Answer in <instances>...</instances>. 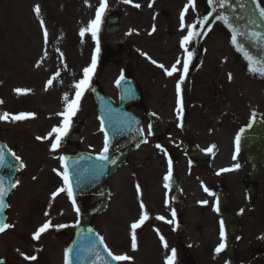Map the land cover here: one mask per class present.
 I'll return each instance as SVG.
<instances>
[{"label":"rangeland","instance_id":"1","mask_svg":"<svg viewBox=\"0 0 264 264\" xmlns=\"http://www.w3.org/2000/svg\"><path fill=\"white\" fill-rule=\"evenodd\" d=\"M136 1L144 3V0H131V3H125L124 0H107L108 7L98 32L100 51L97 60L106 51L119 47L122 51V64L118 67H96L89 85L92 82L99 83L103 92L114 101L117 99L114 82L119 74L130 71L133 52L137 50L141 54L142 49L159 47L155 45L157 41L150 39L144 31L139 34L135 32L137 18L133 7ZM152 1L157 7L165 8L170 15L173 8H180V17L188 5L185 17L194 16V7L189 4V0ZM35 5L41 8L39 17L34 12ZM98 6L99 0H0V100L3 101L0 104V114L8 112L15 115L21 110H33L38 114L37 119L24 122L0 120L1 138L15 150L20 157V163L25 165L18 173L19 183L8 196L6 223L10 227L0 232V258L14 264H64L65 247L78 222L67 191L52 196L58 188L66 189L60 175L64 171L60 158L71 149L64 145V136L56 150L51 149L55 134L47 138L48 146L47 141L44 143L32 137L31 130L38 132L43 115L30 105L39 103L42 108L47 107V112H55L52 113V118H47V127H52L53 124L54 127L61 125L58 119L63 117L59 113L65 108L64 95H69V90L83 78V69L91 64L97 46L90 32L84 37L79 33L82 27H86L89 21L95 18ZM112 12L120 15V31L104 40L103 25L108 14ZM41 19L44 20L43 28ZM158 22L165 27L167 20L160 18ZM44 28L48 31L47 41L43 35ZM215 33L212 31L206 41L216 36ZM165 43V48L179 45V29L169 32L168 42ZM218 53H221V50L217 49L209 54L214 57ZM50 79L57 91L51 102L46 99L47 90H50L47 82ZM17 88L29 91L17 94ZM24 97L30 99L26 104ZM86 104L88 116L81 147L99 154L104 147V139L91 96L87 97ZM82 116L80 109L76 119H81ZM54 118H57L55 123ZM183 171L185 173L186 169ZM120 175L119 171H115L108 178L110 197L107 209L92 220L93 228L104 238V244L113 255L126 254L132 257L131 260L118 261L117 264H166V257L171 255L173 248L177 251L174 264H209L211 259L215 258L220 239L217 221L210 210V199L207 195H200V199L195 202L185 200L182 205L175 206L170 200V195L161 200L143 185L142 193L137 195V202L139 205L143 202L145 208L142 210L140 207L139 212L126 215L119 211L117 200V181ZM189 176L191 175L188 174ZM164 178L165 176H159L154 182L149 181V186L153 183L155 187L160 183L165 185ZM204 201L207 203H202ZM161 206L165 209L174 206L175 217L171 212L170 215L162 216L163 220L157 219L161 216L157 214V208ZM142 211L147 212L148 219L136 229L137 248L134 250L131 246L130 226L139 220ZM178 221L186 228L182 248L172 236L174 222ZM45 222H50L53 226L43 232L39 239H34L33 234ZM61 224L67 226L56 227ZM254 225L257 232L258 224L255 220L250 229L252 231ZM165 242L167 248L164 247ZM183 252L188 254V258L184 257ZM30 256H35L36 259H26ZM215 261L220 263L218 258H215ZM252 262L264 264V255L261 258L255 257Z\"/></svg>","mask_w":264,"mask_h":264},{"label":"flooded vegetation","instance_id":"2","mask_svg":"<svg viewBox=\"0 0 264 264\" xmlns=\"http://www.w3.org/2000/svg\"><path fill=\"white\" fill-rule=\"evenodd\" d=\"M136 2L139 7H133L137 18L135 32L139 34L144 31L150 39L157 41L155 45L159 47L142 49L141 54L135 50L132 54L127 76L133 78L139 91V99L128 109L140 118L143 141L117 169L121 173L117 181L119 211L131 215L141 210L137 202V185L140 194L145 185V189L161 200L168 190L175 202L173 191L169 187L161 183L157 187L154 183L149 186V181L154 182L159 176L168 174L170 159L171 177L180 189V203L185 200L195 202L200 199V195H208L213 203L214 192L218 187L227 191L235 207L246 219L244 237L239 244L240 254L247 264H253L255 257L261 258L264 255V181L249 180L251 166L241 151L236 153L235 138L240 127L252 118H259L264 122V81L247 74L230 50L225 35L216 33V36L205 42L199 61L192 55L188 73L181 82L183 60L187 59L188 52H192L191 41L182 47L181 40L187 35L189 26L193 31L199 16H196L195 9L192 17H185L187 11H183L184 26L181 27L180 8H173L170 15L152 0ZM160 18L167 20L165 27L159 25ZM176 29H179V45L165 48L169 32ZM217 49L221 53L212 57L209 53ZM177 59L181 60V64L177 65L178 71L168 76L164 69L170 70ZM153 60L157 63L153 64ZM161 64L164 68L159 67ZM229 74L232 76L231 80ZM178 82L181 87V109L177 105ZM49 86L46 99L51 102L57 91L55 84ZM70 93L71 89L68 96L72 99ZM24 98L25 104L30 101L29 97ZM41 106L39 103L30 105L43 115L38 132L31 130V135L33 138L41 137L38 141L48 142V146L49 141L44 137L48 136L54 124L47 127L45 122L55 112L49 113L46 111L47 107ZM80 109L83 115L81 121L84 123L88 116L85 97L82 98ZM21 112L34 113L33 117L22 122L38 118L33 110H21L19 113ZM55 121L57 118H54V123ZM209 148L212 149L211 152L208 151ZM13 151L15 152L14 149ZM236 164L240 165L238 169L234 168ZM221 169L231 170L221 172ZM250 195L252 202L247 201ZM168 213L169 209L162 206L157 208L159 215ZM254 220L258 224L257 232L255 225L252 231L250 229Z\"/></svg>","mask_w":264,"mask_h":264},{"label":"water","instance_id":"3","mask_svg":"<svg viewBox=\"0 0 264 264\" xmlns=\"http://www.w3.org/2000/svg\"><path fill=\"white\" fill-rule=\"evenodd\" d=\"M260 0H225L224 6L220 7V0H214L212 4L203 0V14L194 36L198 51L202 47L206 34L218 25L222 27L229 36L231 46L235 53L245 62L249 69L250 61L245 57L247 51L255 58L253 67L259 69L264 67V17L260 16ZM227 16L228 23L224 22ZM204 17H207L205 20ZM217 17H220L217 19ZM119 30L118 15L111 14L104 27L103 38L107 39ZM258 33V36L252 35ZM237 36L238 44L232 43V36ZM120 62L117 52H109L103 58L104 64H118ZM250 71V70H249ZM257 76H263L259 70L250 71ZM119 91L120 105L105 96L98 84H92L90 93L94 99L95 108L100 122H103V130L108 136L109 151L108 160L101 161L98 157L78 153L77 155H65L64 163L67 168L75 205L80 209V223L76 227L73 238L67 249H70L71 264H115L99 238L91 230V218L105 209L108 190L106 186L107 177L121 164L129 150L141 142L139 120L126 110L133 85L130 80L116 82ZM251 125V126H249ZM243 127L240 132V149L245 153L246 159L251 163L250 176L252 180H264V125L259 120H254ZM81 131V126L74 127L67 138L68 144L75 143ZM131 133L132 140L127 148L117 150V137ZM0 149L4 152V163L0 166V179L3 180L6 189L4 200L7 205V194L12 188L17 164L12 154L6 149L0 140ZM115 163H111V161ZM15 165V167H13ZM171 186H173L171 184ZM6 208V207H5ZM5 208L0 209V223L5 221ZM216 211L219 215L220 226L223 221V243L225 247L221 250L225 256L224 264H239L236 260L234 250L235 242L239 234V215L235 213L229 200L224 193L217 195ZM185 230L178 225L174 230V236L181 239ZM0 264H10L0 259Z\"/></svg>","mask_w":264,"mask_h":264},{"label":"snow or ice","instance_id":"4","mask_svg":"<svg viewBox=\"0 0 264 264\" xmlns=\"http://www.w3.org/2000/svg\"><path fill=\"white\" fill-rule=\"evenodd\" d=\"M87 2V0H86ZM125 3H131V0H124ZM214 2V0H208L209 4H212ZM225 3V0H220V7H223ZM189 4L192 5L193 7L194 5V0H189ZM108 7L107 4V0H99V6L96 9V13H95V18L92 19L91 21H89V23L87 24L86 27H82L80 29V36L84 37L85 34L87 32L91 33L92 39L96 41L97 46L96 49L93 53L92 56V60H91V64L88 67H85L83 69V78L81 80H79L75 85V98L70 99L69 96L67 94L64 95V102H65V108L64 111L59 113V115L63 116V122L61 124V126L58 127H53L52 130L48 133L47 137H44L45 139H47L48 137H52L54 134V142L51 143V149L52 150H56L59 146H60V141L62 139V137L64 135L67 134L68 128L70 126V122H71V118L72 116H74L76 114V112L79 110V105H80V101L81 98L84 95V92L86 91V89L89 87V82L92 78V75L94 74L95 70H96V66H97V54L100 51L99 48V40H98V32L100 29V25H101V21H102V17L104 12L106 11ZM136 7H139V5H136ZM188 9V5L185 6L184 12H186ZM34 12L35 14L39 17L40 13H41V8L39 5H35L34 6ZM184 12L181 13V27L184 26ZM260 16L264 17V7L260 8ZM220 17H217V19H219ZM204 19L206 20L207 17H204ZM203 21H201L202 23ZM224 22L227 24L228 23V18L227 16L224 17ZM40 24L41 27H44V20L41 19L40 20ZM45 41H47L48 38V31L46 28H44V32H43ZM196 35H199L198 32H194L191 29V26H189V30L187 32V35H185L182 40H181V46L183 47L184 45L188 44L192 38ZM252 35L254 36H258V33H252ZM232 43L233 44H237L238 47L241 48V50H243V47L241 45L238 44L237 41V36L234 34L232 36ZM245 57L250 61L249 64V70L250 71H257L259 70L262 74H264V67H260L259 69H257L256 67H253V63L255 62V58L249 54V52L245 51L244 52ZM191 57H192V52H188L187 53V59L183 60V75H181V82L183 81L184 77L187 75L188 73V68H189V64L191 62ZM153 64H156V61H152ZM260 63H264V61H260ZM181 64V60L177 59L176 63L172 65L171 69H164L166 74L168 76H172L175 72L178 71L177 69V65ZM159 67L164 68V65H159ZM58 75V73H57ZM229 79H232L231 74H229ZM49 85L52 84V80L50 79L47 82ZM29 90L27 89H21V88H17L15 89V92L17 94H22V93H26ZM176 91H177V105H178V109L182 108V100L180 98V93H181V87H180V82L177 83L176 86ZM3 101L0 100V104H2ZM34 113H25V112H21L19 114H10L8 112H4L2 114H0V120L6 121V120H12V121H20V120H25L27 118L33 117ZM251 126V125H249ZM101 130L103 131V122L101 123ZM241 131H243V129H241ZM37 139H41V137H37ZM235 143H236V153H239L240 150V135L237 134L236 138H235ZM159 147V146H158ZM108 151H109V141H108V136L107 134H105V140H104V147L103 149L100 151V153L98 154V159L101 161H106L108 160ZM209 152L212 151L211 148L208 149ZM13 156H15V153H12ZM17 161H20V157L19 156H15ZM236 157L234 156L233 159H235ZM61 161L64 160V157L60 158ZM4 163V152L3 149H0V166H2ZM111 163H115V161H111ZM168 165H169V171L168 174L165 176V181H168L171 176H172V162L169 159L168 161ZM25 165L21 162L20 163V167H24ZM13 167H15V165H13ZM240 167L239 164L234 165L235 169H238ZM231 169H221V172L224 171H229ZM60 175H62L63 177V181L64 184L67 186V188H58L56 190V192L52 193V196L55 197L58 193L60 192H64L65 190L67 191V195L72 198L73 197V190H72V186H71V181H70V177L68 174L67 169L65 168V170L60 173ZM35 179V177H34ZM17 183H19L17 181ZM16 185L13 184V187H15ZM165 187H168L167 184H165ZM139 185H137V191L139 192ZM207 191V189H205ZM5 192L6 189L4 187V183L3 180L0 179V209H3L6 207L5 204V200H4V196H5ZM75 200L73 199V204L75 205ZM202 203H207V201H204ZM141 209L143 210L145 208V205L143 204V202H141L140 204ZM76 211L79 212L80 209L77 207ZM47 215V213H46ZM173 217H175L176 213L175 211H173L172 213ZM148 219V215L147 212L142 211V214L140 215L139 220L133 222L131 224V230H132V234H131V246L132 248L135 250L137 248V237H136V229L140 228L141 225H143V223ZM157 219L163 220L164 217L162 216H158ZM171 222V221H169ZM53 225L50 224V222H45L41 227H39L37 229V231L33 234V238L34 239H39V237L41 236V234L43 232H45L46 230H48L50 227H52ZM67 225H57L56 227L58 228H64ZM8 227H10V225H8L7 223H0V232H4ZM224 236V231H223V221H221V237L223 238ZM161 240L163 241V237H160ZM99 243L100 244H104V238L103 237H99ZM105 250L108 252V255L111 257L112 260L114 261H127V260H131L132 257L127 256L126 254L124 255H113V253L111 252V250H109L107 248V245H104ZM164 247L167 248L168 245L165 242ZM225 247L224 243L221 242L220 245L216 248V252H220L223 248ZM70 249H66L65 253H64V264H71L70 261ZM176 255H177V251L175 248L171 249V255L166 257V264H174L175 259H176ZM26 259L29 260H35L36 257L35 256H30V257H26ZM104 264H107V261L104 262Z\"/></svg>","mask_w":264,"mask_h":264}]
</instances>
